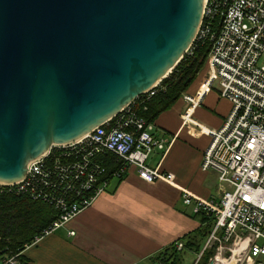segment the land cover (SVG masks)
<instances>
[{
  "label": "water",
  "instance_id": "95a60500",
  "mask_svg": "<svg viewBox=\"0 0 264 264\" xmlns=\"http://www.w3.org/2000/svg\"><path fill=\"white\" fill-rule=\"evenodd\" d=\"M204 0H0V183L172 71Z\"/></svg>",
  "mask_w": 264,
  "mask_h": 264
},
{
  "label": "built area",
  "instance_id": "2783aa9c",
  "mask_svg": "<svg viewBox=\"0 0 264 264\" xmlns=\"http://www.w3.org/2000/svg\"><path fill=\"white\" fill-rule=\"evenodd\" d=\"M194 42L209 48L208 71L199 93L183 98L193 108L202 102L205 91L215 87L232 107L220 128L199 126L210 138L200 168L215 171L224 188L211 198L181 188L183 203L194 214L205 213L212 219L203 250L190 264H199L205 250L213 251L207 264H225L227 252L229 258L235 257L232 264H255L254 258L264 254V0H204ZM193 43L186 53H191ZM161 81L139 97L153 96ZM135 100L82 138L53 145L29 163L23 179L0 183V193H22L52 204L57 214L45 235L75 218L106 190L105 163L95 160L99 154L115 155L117 177L135 166L146 182H173V174L147 164L149 152L154 147L166 149V142L154 136L153 124L133 107ZM174 247L183 251V241H176ZM0 264L22 263L14 254Z\"/></svg>",
  "mask_w": 264,
  "mask_h": 264
},
{
  "label": "crops",
  "instance_id": "0c3cea01",
  "mask_svg": "<svg viewBox=\"0 0 264 264\" xmlns=\"http://www.w3.org/2000/svg\"><path fill=\"white\" fill-rule=\"evenodd\" d=\"M207 71L204 64L181 97L149 121L166 149L154 147L147 164L173 174V182H146L135 166L121 177L114 171L106 176V190L75 218L24 247L22 264H149L161 251L171 250L176 241L204 226V218L183 203L181 188L202 198L216 197L224 188L215 171L200 168L210 138L199 126L220 128L232 107L215 87L205 91L202 102L193 108L185 101L184 94L199 93ZM254 261L264 264V254Z\"/></svg>",
  "mask_w": 264,
  "mask_h": 264
},
{
  "label": "trees",
  "instance_id": "16d2710c",
  "mask_svg": "<svg viewBox=\"0 0 264 264\" xmlns=\"http://www.w3.org/2000/svg\"><path fill=\"white\" fill-rule=\"evenodd\" d=\"M191 53H186L172 72L162 79L156 93L150 97H139L133 107L146 121L154 119L164 110L176 102L193 82L199 71L206 64L208 46L193 43ZM104 158V160H102ZM95 160L105 163V176H110L119 167L113 153L99 154ZM57 210L52 204L41 199H33L22 193H0V260L18 254L20 262L24 263L21 253L24 247L33 243L37 236L56 218ZM204 218V226L198 228L193 234L182 241L184 249L193 254L202 252L206 238L212 226L209 215L199 214ZM212 250H205L201 255L199 264H207ZM154 261L167 264H181L179 251L172 246L155 256Z\"/></svg>",
  "mask_w": 264,
  "mask_h": 264
},
{
  "label": "rangeland",
  "instance_id": "374dc122",
  "mask_svg": "<svg viewBox=\"0 0 264 264\" xmlns=\"http://www.w3.org/2000/svg\"><path fill=\"white\" fill-rule=\"evenodd\" d=\"M173 70V69H172ZM205 70V69H204ZM171 73V72H170ZM169 73V74H170ZM168 74V75H169ZM195 255H193L189 250H183V251H179V257H181V264H190L191 261L195 258L194 257ZM228 256H232L231 255V252H227L226 255H225V258L227 259L226 262H224L225 264H229V261H230V264H232L235 260V257L234 258H229ZM215 263H218L220 264V262H215ZM214 264V263H213ZM237 264H240L237 263ZM243 264V263H242Z\"/></svg>",
  "mask_w": 264,
  "mask_h": 264
}]
</instances>
